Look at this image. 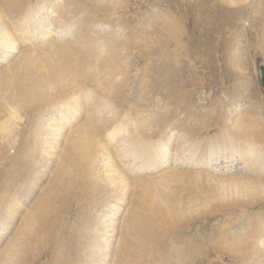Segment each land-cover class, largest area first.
Listing matches in <instances>:
<instances>
[{
  "label": "bare ground",
  "instance_id": "1",
  "mask_svg": "<svg viewBox=\"0 0 264 264\" xmlns=\"http://www.w3.org/2000/svg\"><path fill=\"white\" fill-rule=\"evenodd\" d=\"M8 1L10 11H14L13 2ZM36 1L37 5L31 9L34 12L29 11L24 18L10 12L7 5H0V59L8 58L9 52L18 49L21 43L36 41L37 37L33 36L36 27L49 25L53 20L50 15H55L52 9L66 2ZM30 2H21L19 12L25 6L31 8ZM96 3L82 1L84 8L76 6L74 9L75 13L83 11L81 17L78 20V15L73 14L71 21L78 24L88 21V26L95 23L100 11L107 8L113 14L117 11L113 3L108 5L105 0H97ZM64 18L68 21L67 14ZM59 23L60 27H64L62 19H58ZM78 24L71 26L74 30L77 27L78 39H88L83 28L76 26ZM117 24L121 30L131 26L125 20ZM87 26L83 25L84 28ZM140 27L147 37L141 39L139 49L137 47L139 55L137 51L131 53L135 40L126 33L116 34L112 38L93 35L89 41L94 51L80 48L79 59L66 58L65 49L58 52L59 48L56 50L54 46L55 50L49 56H32L34 64L31 68L25 65L29 69L27 73L24 74L22 68L18 73L17 69L22 65L19 60L10 70L0 74V77L4 75L0 79V113L3 112L0 132L16 130L15 134L9 132L0 138L3 141L0 144V205L5 209L13 200L9 196L11 191L5 188L7 185L19 184L14 190L18 194L17 191L23 186L33 187L39 174L38 178L46 177L45 187L39 190L37 198L31 203L34 219L28 222V228L29 231L33 230L37 220L43 233H54L49 240L50 245L67 264H106L107 251L111 242L117 239L116 236L111 237L117 232L116 216L111 219L115 209L111 201L120 199L124 189L120 168L124 169L129 166L128 163H132L136 164L135 170L138 172L142 169L138 170L142 161L147 162L152 156L158 159L154 155L157 152L161 154L159 147L167 148L169 143L166 139L169 136L160 134L167 124L157 128L148 125L138 133V122L133 123L126 118L129 114L137 113L138 107L143 112L145 105L171 104L167 96L159 98L154 94L161 92L164 83L169 81L165 76L173 72L175 61L171 57L174 51L171 36L175 31L165 22ZM62 31L66 33L68 30ZM131 31L132 28L129 32L136 34V29ZM21 56L30 57L29 49L23 51ZM130 58H140L141 66L150 68L152 73L146 70L142 74L143 79L127 82L123 77L133 65L132 60L128 61ZM154 76L160 79L158 84L153 83L154 89H150L147 79H154ZM125 86H128L127 90ZM259 92L261 96L262 90ZM81 101L92 104L90 111V106L86 108V118L91 117L89 126L86 129V123L79 127L62 142L60 131L69 125L80 124L77 118L82 115ZM123 104L136 106L123 110ZM45 108L49 110L42 114ZM21 110L26 114L25 126L17 130L13 126L14 119L21 116ZM107 111L111 115H105ZM201 116L191 119L201 124L200 132L206 135H199L191 142L187 141L188 138L177 142L174 153L185 156L188 153L186 163L198 166L190 161L194 159L197 148L205 142V146L212 151L217 144L210 138L220 133L221 138H226L223 144L236 145V148L230 146L229 151L223 150L220 154L233 157L231 151L241 157L247 150L248 162L256 165L253 172L259 176L256 179L201 182L210 188L211 195L228 197L225 215L205 216L206 207L197 203V207H192L187 201L180 204L179 200L174 201L166 222L149 215L141 216L139 208L138 212H128L120 221L121 227L138 225V235L146 237L144 244L140 243L138 237V243L132 245L131 253L135 255V250L141 255V250L145 249L144 264H214L222 258L230 261L229 264H264V211L257 213L261 206H256V211H249L254 201H264V176L261 177L264 175V140L259 141L250 129L264 127V116L232 120L216 115L209 123H205L207 120ZM127 126H131V134H127ZM188 128L190 135L187 133L192 137L195 128ZM212 130L215 132L211 133ZM159 136L161 138H157ZM227 136L231 139H227ZM247 137H253V140ZM163 142L164 146L161 145ZM123 157L129 161H123ZM117 159L122 165H118ZM201 163L205 166L212 164L210 160H202ZM109 173L112 175H107ZM32 194L25 195L30 198L28 202L35 195ZM211 206L217 207L214 204ZM65 219L72 221L64 224L59 231L51 230L52 222ZM155 233L160 237L152 238ZM43 235L41 240L45 242ZM117 247L116 259L130 263L128 247L120 249L119 241ZM10 252L7 259L13 258L15 263L23 258L24 250L20 249L19 241L15 242Z\"/></svg>",
  "mask_w": 264,
  "mask_h": 264
},
{
  "label": "rangeland",
  "instance_id": "2",
  "mask_svg": "<svg viewBox=\"0 0 264 264\" xmlns=\"http://www.w3.org/2000/svg\"><path fill=\"white\" fill-rule=\"evenodd\" d=\"M11 1L14 11H10L8 0H0V5H7L8 10L20 18H24L29 11L33 13L34 11L31 9L37 5L36 0ZM29 1H31V8L25 6L19 12V4ZM58 1L62 2L61 0ZM82 1L97 5V0H66V2L55 6L52 9L54 10L52 14L55 15H50L53 19L51 23L43 28L36 27L34 31L36 33L33 34L37 37L36 41H30L27 44L21 43L18 49L9 52L8 58L0 59V74L10 70L19 60L22 65L17 71L19 73L22 68L25 74L29 70L26 69L25 65L27 64L31 68L34 64L32 56H49L57 48H59L58 52L63 48L65 49L66 58L77 57L79 59L81 57L80 48L90 52L94 51L89 41L94 37L93 35H99L100 38H112L116 34L124 35L126 33L125 35L128 34L131 39L135 40V46L131 49V53L137 51L139 55V43L141 39L147 37L140 26L143 24L158 25L165 22L172 27L175 33L171 36L174 45L171 57L175 61V65H173V72L171 74L168 72L165 76L169 81L164 83L160 93L154 94L159 98L167 96L171 104H151L153 107L145 105L143 112L138 107L137 113L126 116L133 123L138 122L136 123L138 133L143 132L145 126L148 125L157 128L167 124L165 130H162L160 134L163 136L166 133L165 135L169 136L166 138L169 143L165 141L166 139L164 140L168 146L167 148L159 147L163 155L161 156L160 152H157L159 155L156 153L154 156L158 159H154L152 156L147 162L142 161L138 170L141 167L142 169L138 172L137 169L135 170L136 164L132 165V163H128L129 166L124 169L120 168L122 171L119 173L123 177L121 180L124 189L120 199H117L116 202L111 201L112 204H115L111 219L116 216L115 229L117 230L111 237L116 236L117 239L111 242V247L107 251L106 264H144L142 261L147 251L141 250L142 254L140 255L138 251L135 252L134 250L135 255H133L131 247L134 243H138V237L140 243L144 244L146 237L138 235V225L121 227L120 221L128 212H138L139 208L141 216L149 215L166 222L170 215L168 212L174 206V201L179 200L180 204H185L187 201L189 202L188 205L192 207H197L195 203L201 204V207H206V214H203L205 216L209 214L225 215L227 214L228 197L211 195L210 188L202 185L201 182L256 179L259 176L253 172L256 165L248 162L250 158H248L247 150L241 157L231 151L230 154L233 157L220 154L223 150L227 151L230 146L236 148L233 143L223 144V139L226 138H221L220 133H216L214 137L210 138L217 144L212 151L205 146V142L204 145H199L194 154V159H190L198 166H190L186 163L188 153L186 156L178 152L175 154L174 150L176 143L181 142V140L188 138L187 141L191 142L199 135H206L200 132L201 124L191 119L193 116L199 117L202 114L201 117L207 120L205 123L212 122L216 115H220L223 119L230 118L232 120L264 116V100L262 99L264 97L263 94L259 96L261 87L257 75L258 60L264 61V0H105L108 5L113 3L117 10L116 13L113 14L109 8L102 10L95 23L88 26V21L83 24L71 21L73 14L78 15V20L81 17L83 11L75 13L74 9L76 6H82ZM67 11L68 13H66ZM66 14L68 21L64 18ZM58 19H62L64 27L59 26ZM124 20L128 25H131L123 28L125 31L119 29L117 24ZM78 22L80 23V21ZM75 24H78L76 26L79 28H83L88 39H78L77 27L75 30L71 28ZM84 24L87 26L86 28L83 27ZM130 28H132L131 32L136 29V34H131ZM62 30L68 31L64 33ZM54 46H56L55 49ZM28 49L31 56H21V53ZM129 60L133 61V65L128 69L127 75L124 77L122 75L123 78L127 79V82L131 83L133 79H143L142 74L146 70L152 73L150 68L144 69L145 66H141L140 58L138 60L130 58ZM14 69L16 70V68ZM1 78H4V75H1ZM159 79L158 76H154V79L148 78V88L154 89L153 83L158 84ZM124 89L127 90L128 86H125ZM85 104L83 101L80 102L82 115L77 118V123L80 122V124L69 125L67 129L60 131L62 142L68 134L73 133L79 127L82 128L86 123H88L86 129L88 128L91 117L86 118V114L91 110L92 104L86 102ZM134 105L123 104V110L133 109ZM87 106H90L88 111L86 110ZM102 108L105 109V106ZM48 110L45 108L42 114ZM104 114L111 115V112L107 111ZM0 116H3V112L0 113ZM25 117L26 114L21 110V116L14 119L15 125L13 126L17 130L25 126L23 123ZM189 126L195 128L192 137H189ZM126 128L127 134H131V126ZM250 129L253 135L260 139L259 141L264 140V127L259 130L252 127ZM9 132L15 134L16 130L2 131L0 138ZM214 132L212 130L211 133ZM247 138L253 140V137ZM227 139L231 138L227 136ZM2 142L0 140V144ZM164 142L161 144L162 146H164ZM126 160L123 157V161ZM202 160H210L212 164L202 165ZM117 162L119 166L122 165L120 160L117 159ZM39 176L40 174L37 176L33 187L25 188L23 186L17 191L18 194L14 190L19 184H15V186L9 184L5 187L11 191L9 196L13 197V200L7 202L5 209H2L0 205V264L6 262L9 264H67V261L50 245L49 240L54 233H50V235L43 233L37 220L33 230L29 231L28 228V222L34 219V209L31 203L37 198L39 190L44 188L47 182L46 177L38 178ZM263 176L261 175V177ZM199 186L201 187L199 188ZM37 187L38 190H36ZM30 192L35 195L28 202L30 198L28 199L25 195ZM0 194H2L1 190ZM211 204L217 207L213 208ZM256 206L262 207L257 213L264 211V201L261 200L254 201L249 206V211H256ZM70 221L72 220L54 221L51 224V230L59 231L64 224L70 223ZM170 222L172 223V217ZM54 226H56V230H54ZM42 234H44L45 242L41 240ZM159 237L160 235L155 233L152 238ZM17 241H19L20 249L24 250V254L23 258L15 263L13 261L16 260L13 258H7L11 253V247ZM118 241L120 249L125 246L128 247L130 263L116 259L115 253L119 250ZM205 245L206 243L203 244V246ZM229 263L231 262L224 258L214 262V264ZM237 264H242V262Z\"/></svg>",
  "mask_w": 264,
  "mask_h": 264
},
{
  "label": "water",
  "instance_id": "3",
  "mask_svg": "<svg viewBox=\"0 0 264 264\" xmlns=\"http://www.w3.org/2000/svg\"><path fill=\"white\" fill-rule=\"evenodd\" d=\"M257 75L259 79V85L264 94V63L262 60H258L257 64Z\"/></svg>",
  "mask_w": 264,
  "mask_h": 264
}]
</instances>
